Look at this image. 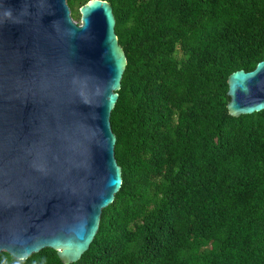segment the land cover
Instances as JSON below:
<instances>
[{"label": "trees", "instance_id": "16d2710c", "mask_svg": "<svg viewBox=\"0 0 264 264\" xmlns=\"http://www.w3.org/2000/svg\"><path fill=\"white\" fill-rule=\"evenodd\" d=\"M95 0H67L74 20ZM127 56L111 114L123 184L72 264H264V111L229 79L264 60V0H99ZM0 264H64L56 250Z\"/></svg>", "mask_w": 264, "mask_h": 264}, {"label": "water", "instance_id": "95a60500", "mask_svg": "<svg viewBox=\"0 0 264 264\" xmlns=\"http://www.w3.org/2000/svg\"><path fill=\"white\" fill-rule=\"evenodd\" d=\"M0 0V253L78 262L122 184L111 114L127 56L115 11ZM234 116L264 111V60L231 75Z\"/></svg>", "mask_w": 264, "mask_h": 264}, {"label": "rangeland", "instance_id": "374dc122", "mask_svg": "<svg viewBox=\"0 0 264 264\" xmlns=\"http://www.w3.org/2000/svg\"><path fill=\"white\" fill-rule=\"evenodd\" d=\"M79 17H81L80 13L78 15ZM78 25H81V21L80 20H74Z\"/></svg>", "mask_w": 264, "mask_h": 264}]
</instances>
